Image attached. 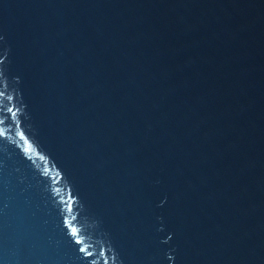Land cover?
Listing matches in <instances>:
<instances>
[{
  "label": "water",
  "instance_id": "1",
  "mask_svg": "<svg viewBox=\"0 0 264 264\" xmlns=\"http://www.w3.org/2000/svg\"><path fill=\"white\" fill-rule=\"evenodd\" d=\"M0 264H264V0H0Z\"/></svg>",
  "mask_w": 264,
  "mask_h": 264
}]
</instances>
